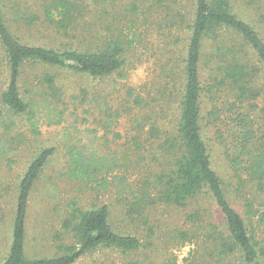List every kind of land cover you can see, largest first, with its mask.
Returning <instances> with one entry per match:
<instances>
[{"label": "rangeland", "instance_id": "1", "mask_svg": "<svg viewBox=\"0 0 264 264\" xmlns=\"http://www.w3.org/2000/svg\"><path fill=\"white\" fill-rule=\"evenodd\" d=\"M18 1L22 11L30 10L40 16L43 0ZM175 1L182 6V13L190 10L191 0ZM247 1L251 2L249 6H246ZM243 4L248 8L244 16L264 31V0H243ZM168 5L171 7L172 4ZM84 6L87 7L78 32L58 33L47 26L44 16L30 26L20 22L10 27L21 42L52 48H94L97 41L106 42L113 33V37H119L124 43L122 58L125 64L120 71L98 79L61 68L35 65L24 68L22 89L25 87L22 81L27 79L36 85L38 76L44 72L54 74L56 82L44 92L39 87L50 104L39 109L36 118L30 122L29 115L15 116V126L7 134L0 128V141L5 142L8 149L0 160V263L10 243L18 182L37 153L44 148H54L29 196L27 257L50 256L57 251L55 246L60 241L55 237L60 220L70 207L91 208L106 204L116 230L138 236L145 247L129 254L100 248L74 264H126L129 261L139 264H216V256L211 257V245L205 240L204 228L207 226L187 220L195 211H199L205 223L219 220L208 197H200L178 208L158 203L155 191H150L154 201L152 205H145L144 224L140 219L133 222L123 217L126 204L122 196L116 195L113 186L104 188L101 185L102 178L111 181L117 176L125 178L138 192L143 188L148 190L145 183H151L154 176L167 170V157L160 145L167 135L172 136L178 121L188 30L174 28L169 31L167 0H105L97 5L85 1ZM241 12L244 9L240 8ZM223 39L220 38L222 42ZM168 59L174 62L173 81L167 79ZM5 61L0 47V95L7 85ZM207 62L201 66V81L205 87L210 84L209 70L212 69L216 77L221 76L219 69L211 65L210 58ZM253 80V84L261 89L255 100L237 101L236 94L227 85L202 93L200 126L212 169L224 183L233 207L247 224L249 221L255 227L257 242L264 249V191L258 189V180L249 171L239 170V177L230 168L228 156L232 154V139L228 128L220 125V120L230 123L225 109L232 104L264 124V73L258 71ZM136 99L141 102L135 103ZM215 106L222 112L225 110L219 113L220 119L219 115L208 117ZM234 108L235 111L238 109ZM32 122H35L37 134L33 133ZM153 128L157 134L151 137L149 132ZM261 133L264 134V126ZM77 152L91 159H114L117 167L112 172L83 174L87 172L83 168L85 160ZM246 165H249L247 161ZM245 202L250 207H246ZM247 208L253 211L249 219L245 215ZM180 231L186 232L189 240L181 241L178 238ZM259 263L264 264L263 256ZM222 264L242 263L231 256Z\"/></svg>", "mask_w": 264, "mask_h": 264}, {"label": "trees", "instance_id": "2", "mask_svg": "<svg viewBox=\"0 0 264 264\" xmlns=\"http://www.w3.org/2000/svg\"><path fill=\"white\" fill-rule=\"evenodd\" d=\"M85 1L97 5L103 4L105 0H43L40 16H44L43 21L47 26L55 28L58 33L78 32L87 7L84 6ZM170 3L171 7L168 5ZM250 3L247 1L246 6ZM240 8L244 12L240 13ZM181 10L182 6L178 1L167 0V15L168 11L170 13V20L167 21L169 31L172 32L174 28L188 30L182 63L183 88L178 121L172 136L167 135L164 143L160 145L167 157V170L154 176L151 183H145L148 190L143 188L138 192L125 178L117 176H113L111 181L102 178L101 185L104 188L113 186L117 190L116 195L122 196L121 199L126 204L123 217L133 222L140 219L144 224L145 205H152L154 201L150 197V191H155L158 203L178 208L185 207L200 197H208L215 206L219 220L205 223L199 211L188 215L187 220L207 226L204 228L205 240L211 245V257L216 256V264H222L231 256L239 259L242 264H260L259 258L264 257V249L257 242L255 227L249 221L247 224L246 219L233 207L224 183L211 167L210 154L201 132L200 105L202 93L210 92L217 86L227 85L241 103L243 100H255L260 95L261 89L253 84V79L258 71L264 73V31L244 16L248 8L244 7L243 0H191L190 10L186 13ZM40 16L30 10L22 11L18 0H0V47L4 52L7 70V85L0 95L3 106L0 110V128L4 134L14 128L15 116L29 115L31 122L32 118H36L39 109L50 104L39 87L43 88V92L50 90L56 82L54 74L44 72L38 76L36 85L23 78L25 87L22 89L21 76L27 66L61 68L98 79L120 71L125 64L122 58L124 43L119 37H113V33L106 42L97 41L94 48L84 49L75 46L52 48L26 44L13 34L10 28L12 24L19 25L24 22V25L30 26ZM221 37L224 38L223 42ZM175 39L179 42L177 37ZM209 58L211 65L219 69L221 76L216 77L212 69L209 70L210 84L205 87L201 81V66ZM168 63L167 79L173 81L171 76L174 73V62L168 59ZM39 97L41 100L38 101ZM140 102L135 100L137 104ZM234 107L238 109L235 111ZM218 110V107H213L208 117L216 118L225 110L229 114L227 119L230 123L220 120V125L228 128L232 139V154L228 156L230 168L239 177V170L249 171L258 180V189L264 191V134L261 133L264 124H260L259 119L256 122L250 114L241 111L235 104L223 112ZM220 117L219 115L218 118ZM31 124L33 133L37 134L35 122ZM149 134L153 137L152 134H157V131L153 128ZM258 141H262L261 144L257 145ZM54 150L44 148L37 153L18 182L10 243L0 264H74L81 257L100 248L129 254L145 247L138 236L116 230L108 205L100 204L91 208L72 206L60 220L59 232L55 237L60 241L55 246L57 251L50 256H26L30 192ZM7 151L6 143L0 141V160ZM77 154L85 160L83 168L87 172L83 174L86 175L112 172L117 167L114 159H91L80 152ZM246 161L249 165H246ZM245 204L250 207L247 202ZM245 211L249 219L253 211L249 208ZM178 238L181 241L189 240L188 234L182 231L178 232ZM126 264L139 263L129 261Z\"/></svg>", "mask_w": 264, "mask_h": 264}]
</instances>
